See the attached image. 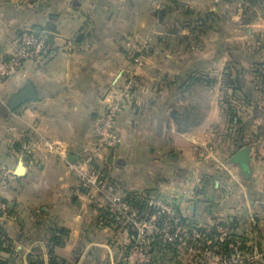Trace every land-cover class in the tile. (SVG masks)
Listing matches in <instances>:
<instances>
[{
	"label": "crops",
	"instance_id": "1",
	"mask_svg": "<svg viewBox=\"0 0 264 264\" xmlns=\"http://www.w3.org/2000/svg\"><path fill=\"white\" fill-rule=\"evenodd\" d=\"M0 0V57L29 29L49 36L52 56L0 80V174H16L0 200V264H125L135 232L102 218L105 202L70 165L95 142L94 123L133 75L135 92L117 118L120 148L98 167L120 194L175 196L185 214L233 221L245 247L264 252V0ZM180 8V9H179ZM187 10H186V9ZM202 20V21H200ZM148 38L143 68L127 42ZM238 79L240 124L231 123L227 75ZM200 75H205L200 78ZM32 84L37 100L10 111ZM62 142L61 158L46 142ZM37 149L23 154L16 144ZM249 148L248 158L240 152ZM69 155L75 160L71 162ZM211 196L204 204L200 193ZM162 247L155 264H195Z\"/></svg>",
	"mask_w": 264,
	"mask_h": 264
},
{
	"label": "built area",
	"instance_id": "2",
	"mask_svg": "<svg viewBox=\"0 0 264 264\" xmlns=\"http://www.w3.org/2000/svg\"><path fill=\"white\" fill-rule=\"evenodd\" d=\"M175 0H151L155 10H162ZM129 59L135 68H143L149 40L133 36L127 42ZM49 36L38 34L33 29L18 35L12 45L11 53L0 57V80H8L17 75L28 62H40L52 56ZM135 86L133 75L114 96L107 108L94 123L95 142L85 150L80 160L70 167L82 187L93 191L105 202L104 217L115 229L127 228L135 232L134 238L124 257L125 264H155L158 250L167 245L180 250L195 264H264V252L257 248L242 247L234 234L233 221L212 220L204 212L195 216L185 214L182 201L175 196H149L142 193L120 194L108 177L99 169L98 163L107 151L120 148V137L116 128L117 118L132 98ZM48 151L67 158V149L60 142H46ZM37 144L22 143L23 154L32 155ZM2 182L15 179L11 170L0 174ZM198 197L204 204L211 202V196L200 193ZM8 203L0 200V213H7ZM160 244V248L154 246Z\"/></svg>",
	"mask_w": 264,
	"mask_h": 264
},
{
	"label": "trees",
	"instance_id": "3",
	"mask_svg": "<svg viewBox=\"0 0 264 264\" xmlns=\"http://www.w3.org/2000/svg\"><path fill=\"white\" fill-rule=\"evenodd\" d=\"M173 3H176L177 5H179L180 8H184V6L180 4L179 0H175ZM200 21H202V20H200ZM36 33H38V32H36ZM200 78H202V79L204 78V80L206 79L205 75L204 76L200 75ZM205 81H207V80H205ZM237 83H238V79H236V78L234 79L233 74L229 73L227 75L226 85H228L229 88L231 89V93L228 94V98L226 97L225 103L227 104L226 106L228 108L227 112L230 113V119L229 120L231 121V123H234V124H240V118H239V114H238V107H239L240 98H239V91H238L239 87H237V85H236ZM135 88H136V86H134L132 88V91H131L132 96H133V93L135 92ZM15 147L18 150L22 149V143L16 144ZM67 236H68V231L64 228H57L54 230L53 236L51 238V242L53 244V248L51 249V254H52L51 261H50L51 264H68L66 261H64V260L62 261L54 255L55 247L63 245L64 241H65L64 238ZM241 245H242V247H245V245L243 243ZM154 246H157L158 248L161 247L160 244H158V243H155ZM171 247H173V246H171V245L166 246V248H171Z\"/></svg>",
	"mask_w": 264,
	"mask_h": 264
},
{
	"label": "water",
	"instance_id": "4",
	"mask_svg": "<svg viewBox=\"0 0 264 264\" xmlns=\"http://www.w3.org/2000/svg\"><path fill=\"white\" fill-rule=\"evenodd\" d=\"M38 98L37 93L33 87V85L30 83L26 86V88L21 91L19 94H14L11 96L8 107L10 111H15L16 109H18L19 107H21L22 105L26 104L27 102L30 101H36ZM249 148L244 149L240 152L239 155H241L242 157H247L248 158V152H249ZM68 159L71 162H74L75 158L73 155H69ZM25 170L22 164H20V166L17 168L16 174L19 176L24 175Z\"/></svg>",
	"mask_w": 264,
	"mask_h": 264
},
{
	"label": "rangeland",
	"instance_id": "5",
	"mask_svg": "<svg viewBox=\"0 0 264 264\" xmlns=\"http://www.w3.org/2000/svg\"><path fill=\"white\" fill-rule=\"evenodd\" d=\"M185 9H186V8H185ZM138 37H139V36H138ZM140 38H141V37H140ZM144 39H148V38H144ZM189 258H190V257H189ZM186 259L188 260V257H187V258H184V260H186ZM190 259H191V258H190Z\"/></svg>",
	"mask_w": 264,
	"mask_h": 264
}]
</instances>
